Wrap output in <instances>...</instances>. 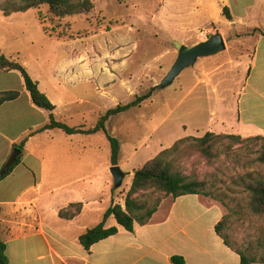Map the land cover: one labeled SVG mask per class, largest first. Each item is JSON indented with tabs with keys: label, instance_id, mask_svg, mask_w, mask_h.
Instances as JSON below:
<instances>
[{
	"label": "crops",
	"instance_id": "1",
	"mask_svg": "<svg viewBox=\"0 0 264 264\" xmlns=\"http://www.w3.org/2000/svg\"><path fill=\"white\" fill-rule=\"evenodd\" d=\"M199 4L204 11L197 17L208 25H215L221 18L228 21L224 33L227 47L242 49V55L228 62L233 65L229 69L216 64L208 71L196 70L191 80H184L181 91L188 84L189 93L179 105L189 103V108L179 124L183 135L166 149L180 139L201 138L207 133L264 139V0H199ZM225 8L231 14L230 20L224 15ZM28 12L6 16L0 11V22ZM3 39L0 34V52L21 63L20 49L13 44L3 49ZM85 60V54L66 58L60 68L63 76L72 80L65 70L77 64L86 66ZM21 64L50 99L29 63ZM5 92H19L20 96L0 105V172L17 149L15 146L24 143L21 162L0 183L1 239L11 264H173L174 256L183 257L187 264H241L240 256L215 230L226 207L202 195L170 196L149 224H136L134 232L118 225L116 235L86 250L80 244L81 235L100 223L93 227L83 224V219L88 212H97L105 186L110 189L102 174L112 165H98L90 150L92 145L81 140L95 135H67L59 129L38 132L50 124L51 113L32 103L19 72L0 69V94ZM50 101L57 121L88 129L87 112L60 109L61 99ZM60 131L66 138L58 136ZM119 166L123 168L121 163ZM109 196L112 205V189ZM72 204L82 206L79 215L70 220L61 218L60 212Z\"/></svg>",
	"mask_w": 264,
	"mask_h": 264
},
{
	"label": "rangeland",
	"instance_id": "2",
	"mask_svg": "<svg viewBox=\"0 0 264 264\" xmlns=\"http://www.w3.org/2000/svg\"><path fill=\"white\" fill-rule=\"evenodd\" d=\"M17 2L20 0H3L2 4L10 8ZM200 11L204 10L199 0H94V9L88 16L61 20L52 17L47 6H42L0 22L3 49L11 44L19 48L21 63H29L43 91L53 101L62 100L60 109L87 112L88 128L95 126L100 115L109 109L152 93L140 107L111 118L106 125L107 132L121 143L119 164L123 165L126 176L120 188L115 187L110 171H105L102 176L110 184L114 202L123 207L133 181L132 173L154 159L162 147L166 149L171 141L183 135L179 124L189 108V103L179 105L189 93L188 84L184 92L181 91L184 80H191L194 71L202 68L208 71L216 64H224V70L229 69L233 65L228 62L236 61L242 55V49L229 50L227 47L216 56L199 59L173 84L152 92L177 60L176 44L192 47L216 33L224 37L228 21L221 18L215 25H208L197 17ZM38 15L55 33L75 37L83 34L84 38L63 42L51 40L43 33ZM30 54H33L32 58ZM84 54L86 66L73 65L70 70L73 79L68 81L70 76H63L61 63L70 56L78 58ZM78 78L82 80L78 81ZM58 136L66 138L62 131ZM81 140L92 145L90 150L98 165L110 166L111 146L105 133ZM260 145L251 138L242 139L238 144L221 140L214 148L218 157L209 160L187 144L182 147L174 165L184 175L207 182V191L212 198L226 207L224 233L235 248H251L258 258L264 256V215H256L250 209L246 184L251 180L248 176L264 177V164L257 160L261 154ZM110 189L105 186L97 212H88L83 224L94 227L104 221L112 202ZM105 224L108 228L118 226L113 217Z\"/></svg>",
	"mask_w": 264,
	"mask_h": 264
},
{
	"label": "trees",
	"instance_id": "3",
	"mask_svg": "<svg viewBox=\"0 0 264 264\" xmlns=\"http://www.w3.org/2000/svg\"><path fill=\"white\" fill-rule=\"evenodd\" d=\"M2 1L3 0H0V11L6 16H10L14 13H25L30 10H38L42 6H47L52 17L62 20L75 16H88L94 9V0H20V2L13 3L10 8L4 6ZM224 15L228 20L231 19V14L227 8L224 9ZM38 19L42 25L43 33L51 40L63 42L66 39L74 40L76 38H84L81 33V35L77 37L73 34L67 36V34L63 32L55 33L46 26V23L41 16L38 15ZM118 54L120 53H117V55ZM0 69L5 72H19L24 79L25 87L30 94L32 103L39 109L51 113L50 124L38 132L59 129L67 135L83 134L89 136L98 133H105L111 146L112 166L119 165L121 143L117 138L111 136L107 132V122L113 117L140 107L152 97V93H148L144 96L136 97L128 104L118 105L115 108L109 109L101 118H99L95 126L88 129L73 128L55 119L53 115V112L55 111L54 104L46 94L40 91L37 82L32 79L23 64L18 60L6 57L0 52ZM65 72L68 73V75H71L70 71L65 70ZM19 96V92L2 93L0 94V105L14 101ZM251 139L261 144V154L257 160L259 163L264 164V139L262 137ZM221 140H229L232 144H238L242 141V138L239 136L207 133L201 138L188 137L180 139L171 148L160 152L154 159L148 161L142 168L134 172L133 181L126 195L124 207L121 204L112 203L111 207L105 214L104 221L81 235L79 239L80 244L86 250H89L94 244L116 235L118 233L117 227H105V221L110 217H113L117 221V224L126 231L134 232L136 224L140 226L149 224L163 200L170 196L173 197V199L186 195L212 197L207 191L208 184L206 181H199L190 176H186L176 170L174 165L176 163V157H178L183 151H181L182 147L187 144H189L190 149H194L209 160L217 158L218 153H214V148ZM15 148L19 151H23L24 143L16 145ZM185 150L188 151V149ZM21 160L22 157L18 156L11 167L7 168V164L3 167L0 172V183L14 171ZM248 177V180L251 179L246 184V190L250 194L248 205L254 214L264 215V177H258L256 179L254 177ZM81 210L82 206L80 204H72L67 209L62 210L59 216L70 220L78 216ZM226 223L227 216H224L215 228L216 233L224 241L227 247L240 256L241 264H264V256L258 258L253 254L251 248L241 250L233 246L228 236L224 233ZM6 251L7 247L1 239L0 229V264H11ZM172 262L173 264H187L185 259L181 256H174Z\"/></svg>",
	"mask_w": 264,
	"mask_h": 264
},
{
	"label": "water",
	"instance_id": "4",
	"mask_svg": "<svg viewBox=\"0 0 264 264\" xmlns=\"http://www.w3.org/2000/svg\"><path fill=\"white\" fill-rule=\"evenodd\" d=\"M176 50L178 51V58L172 66L170 72L163 78L161 83L152 89V92L156 90H162L171 84L180 76V74L189 67H193L197 61L201 58L213 57L224 51H226V41L220 33H216L208 40L198 43L192 47L176 44ZM21 154V151L14 150L13 155L7 163V168L11 167L17 157ZM110 172L113 176L115 187L120 188L123 185L125 179V173L120 166H112Z\"/></svg>",
	"mask_w": 264,
	"mask_h": 264
}]
</instances>
